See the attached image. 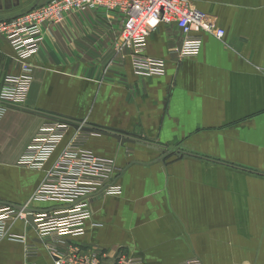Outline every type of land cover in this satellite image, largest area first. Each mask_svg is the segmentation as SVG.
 <instances>
[{"label":"crops","instance_id":"0c3cea01","mask_svg":"<svg viewBox=\"0 0 264 264\" xmlns=\"http://www.w3.org/2000/svg\"><path fill=\"white\" fill-rule=\"evenodd\" d=\"M48 1L0 0V20ZM189 4L224 34L193 33L198 55L179 58V29L157 24L144 54L164 61L159 76L134 74L129 51L115 53L114 12H72L42 27L26 98L0 118V204L34 213L59 206L30 199L74 128L42 170L17 165L45 121L121 130L134 142L91 133L84 148L114 161L122 193L90 198L84 234L58 243L39 237L29 215L8 222L7 232L22 240H0V264H50L49 244L68 255L92 250L104 264H264V0ZM20 66L0 34V87Z\"/></svg>","mask_w":264,"mask_h":264},{"label":"built area","instance_id":"2783aa9c","mask_svg":"<svg viewBox=\"0 0 264 264\" xmlns=\"http://www.w3.org/2000/svg\"><path fill=\"white\" fill-rule=\"evenodd\" d=\"M84 10H104L120 16L121 28L115 41V53L129 52L134 74L149 77L165 72L161 59L144 54L146 39L159 23H174L182 40L174 51L179 58L196 57L201 39L193 33L212 34L220 39L224 31L215 26L208 14L200 12L189 4V0H50L22 15L0 20V34H3L14 50L16 60L21 63L20 73L8 74L0 87V118L9 107H20L26 98L32 81V66L28 59L35 55L42 41V27L56 25L65 15ZM79 123L64 148L46 171V175L30 202H51L56 208L38 212H27L22 207L0 204V240L9 238L22 240V236L9 234L7 223L25 219L31 215L32 224L39 237L55 243L65 237H79L84 234V224L91 217L89 200L95 196H119L121 186L114 181L116 166L112 159L95 155L84 148L90 132ZM72 127L61 119L43 122L17 160L20 167L42 170ZM52 257L50 264H104L101 255L90 250L83 254L68 255L59 252L49 244ZM34 246H25V256L32 257ZM33 264V263H27ZM118 264H145L142 260L124 258ZM179 264H202L191 259Z\"/></svg>","mask_w":264,"mask_h":264},{"label":"water","instance_id":"95a60500","mask_svg":"<svg viewBox=\"0 0 264 264\" xmlns=\"http://www.w3.org/2000/svg\"><path fill=\"white\" fill-rule=\"evenodd\" d=\"M3 7H5L4 4H1V3H0V10H2ZM65 122H68V121L65 120ZM68 124H69L72 128H77V126H78L77 124H74V123H71V122H68ZM84 131L90 132V133H92V134H95V133H101V132H103V131H106V132H107V131H110V132H112L113 137L116 138L117 140L121 141L122 143H124V142H129V141L134 142L133 140H131V138H129L130 135H129L128 133H125V132H123V131H121V130H116V129H111V128H105V127H103V126L92 125L91 127H85V128H84ZM107 133H108V132H107ZM137 143H138V144L146 145V144H144V143H142V142H137ZM147 144H148V147H149V148L157 149V150H159L160 152H163V149H162V148H159L157 145H155V144H149L148 142H147ZM28 219L32 222V217H31V215L28 216Z\"/></svg>","mask_w":264,"mask_h":264}]
</instances>
